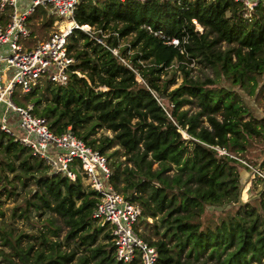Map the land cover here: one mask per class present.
I'll list each match as a JSON object with an SVG mask.
<instances>
[{
	"label": "trees",
	"instance_id": "trees-1",
	"mask_svg": "<svg viewBox=\"0 0 264 264\" xmlns=\"http://www.w3.org/2000/svg\"><path fill=\"white\" fill-rule=\"evenodd\" d=\"M239 11L240 6L230 0H83L74 10V20L95 26L96 32L77 28L69 36L67 49L74 61L68 82L44 80L23 96L34 98L32 112L45 116L54 132L70 125L78 137L104 154L119 145L136 168L121 169L117 164L110 181L120 192L118 183L123 179L125 196L136 189L133 197H126L141 206L136 229L143 226L147 232H139L140 236L156 248L154 264H264V177L256 173L262 188L257 198L242 202L237 167L244 164L229 155L264 137V117L251 115L240 93L256 95L264 77V7L256 8L249 19ZM45 18L51 27L50 16ZM55 22L64 27L62 19ZM110 24L114 33L102 39L105 45L99 43L98 30ZM148 27L161 30L166 38L185 35L188 43L180 46L181 52ZM129 34L130 46L115 56L109 48H117L118 39ZM219 42L236 48L219 51L215 48ZM129 49L135 52L126 54ZM193 58L229 85L188 78L183 62ZM174 61L184 78L169 90L175 78L162 75ZM19 96L17 90L15 100L23 104ZM192 104L197 111L183 108ZM98 130L113 135L95 137ZM154 162L158 168L153 170ZM257 168L264 173V159ZM170 170L172 174L167 173ZM29 184L32 188L20 215L28 219L29 206L41 213L38 216L57 214L67 231L63 243L51 241L47 234L57 236L59 227L50 218H45L47 232L35 239L23 233L13 238L0 229L3 244L13 250L19 264H66L75 259L77 250L83 254L74 264H140L138 259L116 260L111 230L95 224L92 216L97 192L84 186L78 174L70 180L50 172L29 148L0 129V197L18 195V185ZM223 205L231 208L202 220L206 207ZM22 237L28 244H20ZM63 244L72 245V250L62 251ZM3 256V264H18Z\"/></svg>",
	"mask_w": 264,
	"mask_h": 264
},
{
	"label": "built area",
	"instance_id": "built-area-1",
	"mask_svg": "<svg viewBox=\"0 0 264 264\" xmlns=\"http://www.w3.org/2000/svg\"><path fill=\"white\" fill-rule=\"evenodd\" d=\"M82 1L0 0V63L6 64L0 67V129L29 148L50 172L61 173L70 180H75L78 174L98 193L99 201L92 216L99 226L107 225L111 230L116 260L128 263L138 259L140 264H154L158 256L156 248L144 241L136 229L141 209L133 199L113 187L110 181L113 170L106 155L78 137L70 125L56 133L45 116L32 112V103L19 104L13 100L17 90L21 95L28 94L44 80L58 85L68 82L74 61L67 49L68 38L74 29L87 31L88 27L79 25L73 17L75 8ZM230 1L240 6L239 13L243 19L251 18L256 8L264 7V0ZM38 7L43 9L44 16L51 17L54 27L43 39L34 38L29 23L30 16ZM67 13L72 21L66 28L58 29L56 17ZM147 29L160 37L164 44L177 47L181 52L180 46L188 43L185 35L182 39L166 38L161 30ZM96 40L105 45L101 37ZM109 49L118 57L116 48ZM77 74L81 76L79 72ZM258 91L264 117V77L259 82ZM216 149L226 153L218 147ZM229 155L251 168L235 154Z\"/></svg>",
	"mask_w": 264,
	"mask_h": 264
},
{
	"label": "rangeland",
	"instance_id": "rangeland-1",
	"mask_svg": "<svg viewBox=\"0 0 264 264\" xmlns=\"http://www.w3.org/2000/svg\"><path fill=\"white\" fill-rule=\"evenodd\" d=\"M95 1V0H94ZM48 17V16H47ZM51 19V17H50ZM56 19H63L64 21L62 22V24L65 26V24L70 23L71 20H68L67 17H56ZM46 18L44 16L43 13V9L41 7H38L36 12L30 16L29 18V23H30V27L33 30V36L35 39H43V36H40L39 34L44 33L45 37L51 33V31L54 29V27H50L49 25H46ZM195 22V27L197 30L199 31H203V27L198 24L195 20L193 21ZM51 23L53 24V21H51ZM39 26H38V25ZM43 24H45L46 26H42ZM55 26L58 29L63 28V26L61 27V22H55ZM88 26L86 28L87 31L91 32V33H95L96 32V28L95 26ZM42 27V28H40ZM113 24H110L109 27H107L106 29H99L98 31L101 32V38L105 39L106 37H108L110 34L114 33L113 32ZM84 31V30H83ZM86 31V32H87ZM211 37V35H210ZM33 38V40H34ZM133 38L132 34H129L127 36L121 37L118 39V47L117 49V54L119 52V50L125 48V47H129L130 46V41ZM104 41V40H103ZM32 42V38L30 40L29 43ZM105 42V41H104ZM216 49H218L219 51H223V50H227V49H234L236 48V46H234V44H226L225 42H219L217 43V45L215 46ZM135 52V49H129L127 50L126 54H132ZM234 59V58H233ZM199 59L197 58H193L191 59L190 62L184 61L183 65L184 68L186 69V71H188V78H191L193 80H198V81H212L214 80L215 82L217 81V84H223V85H229V83H227L223 77H216V72H214V70L208 66H206L204 63H200L198 62ZM120 61L122 62V64L127 65V61L124 58H120ZM6 66V64L4 62L0 63V67H4ZM5 74L7 73L6 71H4ZM174 77L175 78V84L171 85L169 87V90L174 88L175 86H177L178 84L181 83L182 79L184 78V73L182 71V69L179 67L178 62L174 61L172 63V65L168 68L167 73L162 75V78H171ZM137 82L141 83L142 79L139 77V75L136 76ZM259 85V83H258ZM234 88H237L236 86H232ZM258 86H256V90H257ZM100 89H104L103 87H101ZM240 93L242 94L243 100L246 103L248 109L250 110V114L257 117V118H261L263 117L262 115V110H261V104H260V100H259V91L256 93V95H247L246 93H244L243 91H240ZM23 96L25 95H21L19 96L21 103H32L34 101V98H24ZM14 102H16L15 97H13ZM18 103V102H16ZM43 107V104L39 106V108L41 109ZM183 108L185 109H189L191 112L192 111H197L198 108L195 105H184ZM102 133H105L109 136H112L113 133L109 130V131H104V130H98V132L94 135L95 137H99ZM116 150V151H115ZM235 154L237 157H239L241 159V161L243 162L244 160H246L247 164H251V169L252 171H250L248 168H246V166L242 165V164H238V172L240 175V200L242 202H247L250 201L251 199H255L257 198V191L260 190L262 188V183L257 180V176L256 173L261 176L264 177V173L262 171H258V165L261 163V161L264 159V137L263 138H257L254 140H251L250 144L248 145L247 149L243 152H235L233 153ZM107 160H108V165L112 168V170H114L115 166L117 164H119V167L121 169H123L125 166L129 167V168H136L132 162H128L127 161V157L123 154L122 149L119 147V145H114L113 147H111L109 150L106 151L105 153ZM150 158V157H148ZM158 168V163L154 162L152 164V169H156ZM172 168H174L172 166ZM48 169V168H47ZM49 170V169H48ZM173 170L168 171V174H172ZM122 182L118 183V189L120 191V193L123 194L122 191V187L123 185H125V182L123 179H121ZM82 182L84 184V186H88V183L85 179L82 178ZM89 187V186H88ZM32 185L29 184L27 187L22 188L21 185H18V195H13L10 197L5 198L4 195H2L0 197V199L2 200L1 202H3L1 204L0 209L3 211V216L0 217V229L4 231V233H10L11 236L13 238H15L16 236H18L20 233L26 234V235H32L33 238L35 239L36 236H38L40 234L41 231L47 232L48 227L47 225L49 224V221L45 220V218H50L53 220V224H55L56 226L59 227V231L57 233V236H53L51 235V233L49 232L48 238H50L51 241L54 240H58L61 243H63V238L66 235V231H67V227L62 223L61 218L57 215V214H45V215H40L41 213L36 212L34 209H32L31 206H29V218L25 219V217L23 215H20L21 210L25 207V199L29 198V192L28 190H31ZM136 194V189H131L127 191L126 196H134ZM125 196V194H123ZM125 196V197H126ZM134 200V199H133ZM137 205L140 207L141 206L139 204V202L137 200H134ZM17 208L14 211V215H12V210L13 208ZM231 206L229 205H223L220 207H206V210L204 212V214L202 215V220L203 221H207L208 219L211 218H215L217 217L219 214H221L222 212H224L225 210L230 209ZM142 212V209H141ZM140 219V218H139ZM148 221L151 222L152 218L148 217ZM97 224V223H95ZM146 230L143 228V226L139 225L138 226V232L140 233H144ZM147 232V231H146ZM150 234L152 232H149ZM153 238H155L154 235H152ZM30 242L35 243L36 247H38L37 245V241L35 242V240H30ZM4 241L1 238V233H0V264H3V255L6 256H11V258L15 261H17V263L19 264V260L15 257H12V249L9 248L6 244H3ZM65 243V242H64ZM20 244L22 246L28 244L27 242V237H22ZM73 246L71 245L70 247L67 246L66 244H63L60 246V249L62 251H66L69 252L71 251ZM42 249H46L45 246L41 245ZM83 254V252L81 250H77L76 254H75V259L72 260V262L70 263H66V264H74L77 260V258L79 256H81Z\"/></svg>",
	"mask_w": 264,
	"mask_h": 264
},
{
	"label": "bare ground",
	"instance_id": "bare-ground-1",
	"mask_svg": "<svg viewBox=\"0 0 264 264\" xmlns=\"http://www.w3.org/2000/svg\"><path fill=\"white\" fill-rule=\"evenodd\" d=\"M59 17H64V18L67 17L68 20H71V21H72L71 16H70L69 13H67V14H65V15H60ZM62 21H64V20L62 19ZM68 24H69V23H67L66 26H64L62 29L66 28V27L68 26Z\"/></svg>",
	"mask_w": 264,
	"mask_h": 264
},
{
	"label": "clouds",
	"instance_id": "clouds-1",
	"mask_svg": "<svg viewBox=\"0 0 264 264\" xmlns=\"http://www.w3.org/2000/svg\"><path fill=\"white\" fill-rule=\"evenodd\" d=\"M87 25V24H86ZM79 29V28H78ZM98 225V224H97Z\"/></svg>",
	"mask_w": 264,
	"mask_h": 264
}]
</instances>
